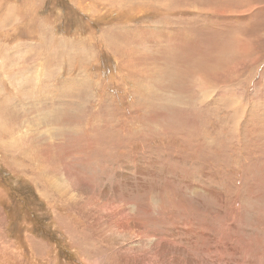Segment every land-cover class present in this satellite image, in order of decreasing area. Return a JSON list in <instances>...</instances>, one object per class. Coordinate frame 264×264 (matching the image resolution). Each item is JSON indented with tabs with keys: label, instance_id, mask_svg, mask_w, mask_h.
<instances>
[{
	"label": "rangeland",
	"instance_id": "1",
	"mask_svg": "<svg viewBox=\"0 0 264 264\" xmlns=\"http://www.w3.org/2000/svg\"><path fill=\"white\" fill-rule=\"evenodd\" d=\"M0 115V264H264V0H0Z\"/></svg>",
	"mask_w": 264,
	"mask_h": 264
},
{
	"label": "bare ground",
	"instance_id": "2",
	"mask_svg": "<svg viewBox=\"0 0 264 264\" xmlns=\"http://www.w3.org/2000/svg\"><path fill=\"white\" fill-rule=\"evenodd\" d=\"M5 68V67H4ZM11 102V101H10ZM9 102V103H10ZM4 113H6L5 111H4ZM14 115V114H13ZM9 120L7 119V117L6 116H4V115H0V130L1 131H7V128H8V125H6V124H9ZM12 131V130H11ZM3 133V132H2ZM12 135V134H11ZM28 139V138H27ZM20 140L19 141H15V142H12V143H10L9 145H10V149L14 152V153H19V154H21V156L22 157H24L25 156V150L24 151H20V150H18L17 148H14V147H19L20 146ZM21 143H23V142H21ZM25 144H27V143H23L22 145H24L25 146ZM21 145V146H22ZM27 145H29V144H27ZM6 147H8V145L6 146ZM23 160H24V158H23ZM15 161H13V163H14ZM27 162L29 163V160H27ZM26 162V163H27ZM29 165V164H28ZM24 168V167H23ZM30 168V167H29ZM35 170V175L36 176H38V179H40L41 180V178L42 179H44V177H43V175H42V177H41V172L40 171H38V170H36V169H34ZM33 170V171H34ZM25 171V170H24ZM46 173V172H45Z\"/></svg>",
	"mask_w": 264,
	"mask_h": 264
}]
</instances>
